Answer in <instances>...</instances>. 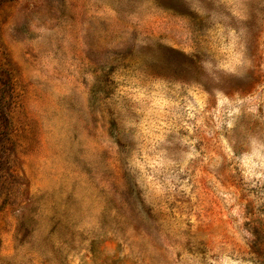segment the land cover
Instances as JSON below:
<instances>
[{
  "label": "rangeland",
  "instance_id": "374dc122",
  "mask_svg": "<svg viewBox=\"0 0 264 264\" xmlns=\"http://www.w3.org/2000/svg\"><path fill=\"white\" fill-rule=\"evenodd\" d=\"M0 264H264V0H0Z\"/></svg>",
  "mask_w": 264,
  "mask_h": 264
}]
</instances>
